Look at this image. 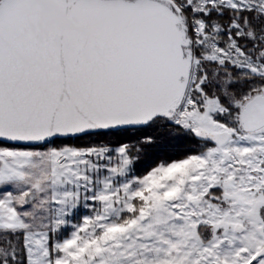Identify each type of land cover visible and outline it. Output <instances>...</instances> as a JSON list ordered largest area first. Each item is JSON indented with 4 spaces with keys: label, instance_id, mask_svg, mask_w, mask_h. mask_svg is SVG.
I'll return each mask as SVG.
<instances>
[{
    "label": "snow or ice",
    "instance_id": "1",
    "mask_svg": "<svg viewBox=\"0 0 264 264\" xmlns=\"http://www.w3.org/2000/svg\"><path fill=\"white\" fill-rule=\"evenodd\" d=\"M0 264H264V0H0Z\"/></svg>",
    "mask_w": 264,
    "mask_h": 264
}]
</instances>
